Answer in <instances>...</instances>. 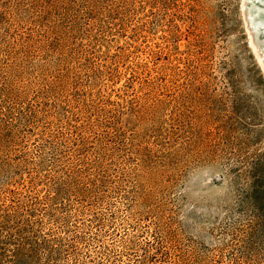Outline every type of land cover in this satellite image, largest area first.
Here are the masks:
<instances>
[{
	"label": "rangeland",
	"instance_id": "374dc122",
	"mask_svg": "<svg viewBox=\"0 0 264 264\" xmlns=\"http://www.w3.org/2000/svg\"><path fill=\"white\" fill-rule=\"evenodd\" d=\"M88 1L0 24V96L19 95L0 105V241L28 220L61 238L56 264H264V63L242 0Z\"/></svg>",
	"mask_w": 264,
	"mask_h": 264
},
{
	"label": "trees",
	"instance_id": "16d2710c",
	"mask_svg": "<svg viewBox=\"0 0 264 264\" xmlns=\"http://www.w3.org/2000/svg\"><path fill=\"white\" fill-rule=\"evenodd\" d=\"M96 2L97 1L95 0L88 1L90 10L95 8ZM36 7H40L38 13H36ZM46 10L47 7L43 0H0V24L9 21L19 24L21 19L25 16L32 19L33 12L37 14L34 16V21H39V19H43V13ZM54 32L55 30L50 31V33ZM59 32L62 36H65L67 31L60 30ZM57 79L56 76L50 83V87L45 90V92L52 91L50 95L55 99L57 98L58 93L55 94L57 87H54L53 85H57ZM3 87L6 88V85H3ZM17 98H19V95L12 94L11 89H8L2 98L0 96V105L6 103V110L9 111L10 106H7V104L12 103L13 101L15 102V99ZM80 104L79 111L81 113H86V109L89 108V106L85 99H83ZM53 107L58 108L57 110L65 109L59 104H54ZM2 111L3 108L0 107V122L2 121V125H5V129H2V125H0V139L3 140L10 135V126L13 125V122L11 120L4 121L5 118L3 116H5L6 113ZM17 119L19 120V117H17ZM91 164L95 166L97 170L100 168L98 160L92 161ZM98 181L100 182L101 179L96 178L91 184L76 185L73 187L74 190L65 185L54 187L50 200H64L71 191H74V193L81 197H88L91 193H94L93 191L99 189L100 184ZM249 198L258 226L264 230V192L260 189H255L254 193L250 194ZM17 223H20L21 227H13L12 231L7 229V234L1 238L0 241L13 244V247L9 249L11 250V254L8 257L9 264H56L59 261V254L64 246L60 237H51L50 234L42 233L40 229L34 228V221L29 222L28 220H20L17 221ZM153 257H155V255H153ZM153 264H156V262ZM178 264H181V262Z\"/></svg>",
	"mask_w": 264,
	"mask_h": 264
},
{
	"label": "bare ground",
	"instance_id": "6f19581e",
	"mask_svg": "<svg viewBox=\"0 0 264 264\" xmlns=\"http://www.w3.org/2000/svg\"><path fill=\"white\" fill-rule=\"evenodd\" d=\"M242 8L245 23L253 33L254 50L264 63V0H242Z\"/></svg>",
	"mask_w": 264,
	"mask_h": 264
}]
</instances>
